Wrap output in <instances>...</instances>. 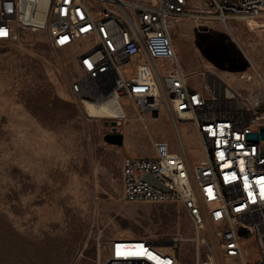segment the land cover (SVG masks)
I'll return each mask as SVG.
<instances>
[{"label":"rangeland","instance_id":"rangeland-1","mask_svg":"<svg viewBox=\"0 0 264 264\" xmlns=\"http://www.w3.org/2000/svg\"><path fill=\"white\" fill-rule=\"evenodd\" d=\"M232 19L240 44L217 19L182 16L172 27L175 48L191 85L203 72L235 89L264 94V27ZM262 22L263 19H258ZM80 47L56 50L45 31L21 29L0 40V264H99L114 237L181 233L179 264H241L222 257L215 238L196 240L181 203L129 202L122 194V163L128 155L154 154V141L178 137L170 115L141 120L125 100L126 117H93L71 85L80 75ZM121 141H110V127ZM179 128L191 159L204 152L195 126ZM181 250V252H180ZM247 261L260 258L244 244ZM261 264H264L261 263Z\"/></svg>","mask_w":264,"mask_h":264},{"label":"built area","instance_id":"built-area-1","mask_svg":"<svg viewBox=\"0 0 264 264\" xmlns=\"http://www.w3.org/2000/svg\"><path fill=\"white\" fill-rule=\"evenodd\" d=\"M182 16L224 25L232 19H264V0H0V30H7L0 40L18 39L21 29L45 31L56 50L80 47L75 57L80 75L71 90L85 105L113 101L126 112L127 100L141 120L163 111L170 115L177 147L159 139L153 142L154 154L126 156L123 198L181 203L197 240L215 238L221 256L241 264H251L244 252L251 240L260 252L253 264H261L264 94L235 89L203 71L202 86L191 85L172 36ZM64 37L68 39L61 43ZM180 120H190L196 128L204 152L197 162L190 157ZM239 226L251 234H242ZM185 239L177 232L114 237L99 264H179L177 247Z\"/></svg>","mask_w":264,"mask_h":264},{"label":"bare ground","instance_id":"bare-ground-1","mask_svg":"<svg viewBox=\"0 0 264 264\" xmlns=\"http://www.w3.org/2000/svg\"><path fill=\"white\" fill-rule=\"evenodd\" d=\"M247 24L250 27L252 31L259 27H264V19L262 22H260L258 19H248ZM228 31L233 34L235 40L240 44L238 38L236 37L235 33L233 32L232 28L229 25H225ZM258 30V29H257ZM86 107L90 115L93 117H112V118H123L126 116L125 110L122 108V106L113 101H98V102H86ZM182 134V133H181ZM197 240L196 238H194ZM186 240V239H185ZM204 264H216L214 259L210 257V260L206 261Z\"/></svg>","mask_w":264,"mask_h":264},{"label":"water","instance_id":"water-1","mask_svg":"<svg viewBox=\"0 0 264 264\" xmlns=\"http://www.w3.org/2000/svg\"><path fill=\"white\" fill-rule=\"evenodd\" d=\"M155 114H156V116H157V113H155ZM113 124H116V127H114V130H115V131H119V130H120V127H118V125H120L121 123H120V122H113ZM258 137H259V136H258L257 133H253V134H251V138H253V139H255V140H257ZM261 137L264 138V128H262ZM107 138H108V136H107ZM120 139H121V138H120ZM120 139H119L117 142H120V141H121ZM146 177H147V178H152V177L149 176V175H147ZM153 180H154V179H153ZM154 182L157 183V184H160V183H158L156 180H154ZM239 231H240L242 234L246 235V236H249V235L251 234V231H248V229H246L244 226H239Z\"/></svg>","mask_w":264,"mask_h":264},{"label":"flooded vegetation","instance_id":"flooded-vegetation-1","mask_svg":"<svg viewBox=\"0 0 264 264\" xmlns=\"http://www.w3.org/2000/svg\"><path fill=\"white\" fill-rule=\"evenodd\" d=\"M114 127H116V126H111V127H110V131H111V132H109V135H108V139H109L110 141H118V140L121 138V136H120L119 134L116 133V132H118V131H115V130H114Z\"/></svg>","mask_w":264,"mask_h":264},{"label":"snow or ice","instance_id":"snow-or-ice-1","mask_svg":"<svg viewBox=\"0 0 264 264\" xmlns=\"http://www.w3.org/2000/svg\"><path fill=\"white\" fill-rule=\"evenodd\" d=\"M0 35H7V30H6V29H5V30H0ZM67 39H68L67 37H64V38L61 40V43H63L64 40H67ZM90 66H91V65H90ZM221 156L223 157V153H221ZM227 178H229V177H226V179H227ZM231 178H232V179H235V178H236L235 173L232 174ZM262 180H264V178H262ZM140 247L142 248V246H140ZM118 254H123V253H118ZM133 254H137V255H139V254H142V253H133Z\"/></svg>","mask_w":264,"mask_h":264}]
</instances>
